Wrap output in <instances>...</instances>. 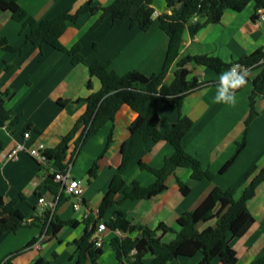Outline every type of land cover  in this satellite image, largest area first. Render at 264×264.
<instances>
[{"label": "crops", "instance_id": "1", "mask_svg": "<svg viewBox=\"0 0 264 264\" xmlns=\"http://www.w3.org/2000/svg\"><path fill=\"white\" fill-rule=\"evenodd\" d=\"M88 1L93 2L94 6L104 7L113 0H19V4L36 21H41L56 18L67 11L73 14ZM153 7L154 23L147 32L138 27L131 28L129 22L113 26L109 17L94 28L101 13H85L75 23H68L60 41L66 47L80 43L86 62L75 66L68 55L49 45L25 44L29 28L22 31L21 23L14 21L9 12L0 10V36L6 37L9 44L16 48L22 47L14 52L0 48V93L7 98L6 107L20 117L15 124L0 128V196L13 200L15 207L26 218L30 219L46 208L39 205L40 197H44L48 204L55 200L45 186V181L52 176L42 177L40 167L26 152H19L16 160L8 159V155L19 144L31 146L44 143L48 149L59 145L86 111L87 102L84 100L102 88L101 81L90 74L91 63H109L110 69L120 76L134 70L145 76L161 72L169 37L160 29L159 16L170 14L171 10L166 0H155ZM180 8L176 6V10ZM261 11L264 13V9ZM255 13L253 2L239 12L227 10L219 24L205 26L197 34L193 33L194 22L204 23L205 19H194L186 27L179 59L188 55H206L231 63L256 50L264 51V20H254ZM187 68L192 73L189 80L197 78L202 83L219 80L214 71L204 66L191 63ZM176 70L174 64L165 78L166 84L173 82ZM260 72V69L248 71L243 87L229 89L235 92V106L212 102L218 86L194 91L183 101L182 114L194 122L183 139V145L204 168L214 174L213 179L195 180L190 169L178 168L167 178V188L160 194L150 199H126L115 205L108 216L118 210L133 224L152 230L164 224L173 232L159 230L155 237L169 243L181 230L180 216L197 209L214 188H236V198H239L249 183L245 182L246 173L252 167L264 166V98L256 101L258 116L249 127L246 147L223 174L220 170L234 156L237 143L243 139L250 113L249 98L253 81ZM223 86L229 88L228 84ZM137 116L131 107L124 105L114 121L106 123L79 151L71 142L66 161L70 160L72 164V177L84 186L83 208L99 211L122 163V145L130 137L129 127ZM159 118V129L165 132L178 121L179 110L162 102L159 105ZM26 132L31 134L29 140L24 138ZM110 134L113 141L102 156ZM173 154V146L166 141L145 144L124 176L126 188L130 190L134 181L143 187L154 184L155 175L141 165L161 169ZM95 162L98 170L92 176L90 170ZM178 180L189 188L188 193L182 192ZM65 197V201L57 205L56 215L61 220H75L79 224L75 227L65 226L58 234L43 235L40 239V228L37 226L0 235V264L16 252L19 254L13 264H34L39 258L51 264H75L79 251L74 243L82 238L87 225L82 220L83 209L78 212L73 209L76 199L68 195ZM122 197V194L118 196L119 199ZM247 205L254 217L253 225L240 238L228 237L236 252L235 264H253L264 253V182L257 187L255 196ZM215 225L216 220L200 223L198 229L202 231ZM116 235L125 236L106 231L103 254L98 264H119L110 246ZM30 242L33 244L26 248ZM152 258L151 254L145 258V262H150ZM201 259L202 256L198 254L193 258H180L172 264H199ZM87 264L93 263L88 260ZM213 264L225 263L216 260Z\"/></svg>", "mask_w": 264, "mask_h": 264}, {"label": "trees", "instance_id": "2", "mask_svg": "<svg viewBox=\"0 0 264 264\" xmlns=\"http://www.w3.org/2000/svg\"><path fill=\"white\" fill-rule=\"evenodd\" d=\"M154 1L113 0L104 7L94 6L93 2L88 1L73 14L67 11L56 18L41 21H36L30 16L20 6L19 0H0V10L9 12L14 21L21 23L22 31L29 28L25 44L49 45L68 55L71 64L75 66L86 62L80 43L66 47L60 41L68 28V23H75L85 13H101L100 18L93 26L94 28L99 26L104 18L109 17L113 26L129 22L131 28L138 27L141 31L147 32L154 23ZM252 2L255 4L256 12L253 19L257 20L259 11L264 9V0H166L171 13L159 16V26L169 37V43L163 68L158 74L145 76L134 70L120 76L110 69L109 63L96 61L89 65L91 76L101 81L102 88L84 100L87 102L86 111L72 130L62 138L59 145L47 150L48 158L63 171L70 163V160H66L71 142L75 144L76 151H79L106 123L114 121L117 112L124 105L131 107L138 116L129 127L130 137L122 145V163L103 198L98 219L90 215L88 219L84 220L87 225L85 233L80 240L74 243L79 251L75 264H87L88 260L93 264H98V259L103 254V248H95L91 241L93 231H90L89 228L92 224L102 221L106 223L108 230L119 231L125 235L124 237L116 235L110 242L119 264L123 262L129 264H172L180 258H193L198 254L202 256L199 264H213L216 260L225 264L237 262L236 252L230 245L228 237L231 235L240 238L253 225L254 217L248 209L247 202L255 196L257 187L264 182V166L261 168L252 167L246 173L245 182L249 183L239 198H236V188H214L197 209L185 212L180 216L181 230L176 233V238L169 243L161 242L155 237V233L159 230L173 232V229L164 224H160L157 229L152 230L143 225L133 224L121 211H114L111 216L108 214L115 205L121 204L126 199H150L160 194L167 188V178L178 168L190 169L195 180L213 179L214 174L204 168L201 162L187 152L183 145V139L190 132L194 122L191 118L183 115L181 109L184 99L189 94L207 86H218L219 80L210 83H202L197 78L189 80L192 73L187 68L188 64L204 66L214 71L218 77H220V73L232 69L237 63L246 66L249 70H261L253 81V91L249 98L250 113L246 121L243 139L237 143L234 156L223 166L220 173L223 174L244 150L248 142L249 127L258 116L256 101L259 98H264V51L256 50L231 63H226L214 56L188 55L182 59H179V56L186 27L194 19H205L204 23L194 22L193 33L197 34L205 26L219 24L227 10L239 12ZM177 5L181 7L179 10H176ZM0 48L14 52L20 51L22 47L16 48L9 44L6 37L0 36ZM174 64L177 66L175 79L171 84H166L165 78ZM6 102V96L0 93V128L6 124H15L20 118L19 115L6 107ZM162 102L179 110L178 121L165 132L159 129V105ZM112 141L113 137L110 134L102 156L107 152ZM159 141H166L173 146V156L165 161L161 169L141 165L143 169L155 175V183L143 187L134 181L131 184V189L128 190L124 176L135 162L139 151L145 144ZM97 170L98 164L95 162L90 170V175H95ZM178 183L184 194L189 192V188L185 184L180 180ZM45 186L54 195L58 206L65 201V194L60 193L59 186L53 177H49L45 181ZM121 194L123 197L119 199L118 196ZM213 220H216L215 227L209 226L202 231L198 229L200 223H209ZM78 224L75 220H61L56 215V208L54 210L45 208L41 213H36L28 219L15 207L13 200H5L0 196V235L7 232L15 233L23 227L37 226L40 228V239L43 235L58 234L65 226L75 227ZM33 242H30L26 248ZM18 254L19 252L10 255L1 264H13V260ZM151 254L153 255L152 260L145 262V257ZM34 264L51 263L39 258ZM253 264H264V253Z\"/></svg>", "mask_w": 264, "mask_h": 264}, {"label": "built area", "instance_id": "3", "mask_svg": "<svg viewBox=\"0 0 264 264\" xmlns=\"http://www.w3.org/2000/svg\"><path fill=\"white\" fill-rule=\"evenodd\" d=\"M258 19L264 20V13L260 10L258 13ZM236 71L241 74H246L250 71L246 66L241 65L239 63L233 66ZM232 68V69H233ZM31 137L30 132H26L24 134V138L29 140ZM48 148L44 143H38L31 146H24L22 144L17 145V147L10 152L8 155V159L16 160L18 157L19 152H26L40 167L42 177H49L52 176L53 180L59 186L60 193H64L70 197H74L76 201L73 203L74 211L78 212L83 209V216L82 220L88 219L90 215H93L95 219L99 217V211H90L88 207L83 208V194H84V186L82 183L73 178L71 175V162L67 164V168L65 170L59 169L57 165L54 164L48 158L47 155ZM38 203L41 206L46 208L55 209L57 206V200L55 199L52 203L46 201L44 197H40L38 199ZM90 231H93V235L91 238L92 243L94 244L95 248H103L105 242V233L108 230L106 223L102 221L98 224H92L90 226ZM116 233L121 234V232L116 231ZM120 264H129L127 262H123Z\"/></svg>", "mask_w": 264, "mask_h": 264}, {"label": "clouds", "instance_id": "4", "mask_svg": "<svg viewBox=\"0 0 264 264\" xmlns=\"http://www.w3.org/2000/svg\"><path fill=\"white\" fill-rule=\"evenodd\" d=\"M246 83V74H241L235 70L230 69L226 72L220 73L219 85L216 95L212 98V102L215 104H226L229 107L235 106L236 96L234 91L229 89H236L243 87ZM228 84L229 88H225L223 85ZM222 86V87H221Z\"/></svg>", "mask_w": 264, "mask_h": 264}, {"label": "rangeland", "instance_id": "5", "mask_svg": "<svg viewBox=\"0 0 264 264\" xmlns=\"http://www.w3.org/2000/svg\"><path fill=\"white\" fill-rule=\"evenodd\" d=\"M150 257V255H147L145 258Z\"/></svg>", "mask_w": 264, "mask_h": 264}]
</instances>
